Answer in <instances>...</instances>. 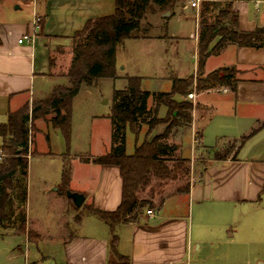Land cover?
<instances>
[{
  "label": "crops",
  "instance_id": "0c3cea01",
  "mask_svg": "<svg viewBox=\"0 0 264 264\" xmlns=\"http://www.w3.org/2000/svg\"><path fill=\"white\" fill-rule=\"evenodd\" d=\"M250 2L229 0L225 3L231 4L237 15V28L243 32L264 28L262 3L251 2L252 9ZM181 4L185 7L179 1L172 16L171 12L170 17L161 14L164 18L169 17L157 24L164 29L163 34L138 36L134 33L133 38L127 40H141L161 48L172 47L178 55V67L186 68L176 77L193 75L196 78L201 12L198 14L190 2L188 5L195 12L178 17L184 19L186 25L193 23L194 30L173 32L171 22ZM115 11V0H0V124H7L9 115L20 111L33 97L46 101L56 87H70L67 72L72 58L66 75H58L55 71L61 57L70 50V42L87 21L113 15ZM228 21L229 17L225 22ZM25 35H32L35 40L19 43L18 40ZM219 40L220 37L213 41L210 48ZM182 55H186V59L188 55L192 67L186 65ZM116 65L118 72L122 73L111 80H126L125 67H121L118 61V49ZM221 68L235 70V90L218 86L195 91L197 105H201L203 113L195 111L190 123L175 127L170 134L175 137L179 129L185 158L199 162L193 164L189 192L170 195L155 205L152 215L146 210L136 220L116 227L117 249L129 257L130 264H264V44L224 43L207 57L203 76ZM171 77L163 79L170 80L172 89ZM87 87L82 86L72 100L69 138L61 129L53 127L52 117L43 119L44 129L39 134H46V141L50 143V129L59 130L61 140L57 134V145L41 150L32 139L34 154L29 155V162L35 157L59 159L58 174L60 182L65 184V192L69 189L85 194L84 204L89 215L75 216L77 228L64 233L59 230L61 226L57 229L58 222L53 220L51 225L40 216L32 218L27 211V227L36 233L37 239L31 240L14 229H0V264H21V261L23 264H108L113 232L91 210L112 212L119 207L123 198V177L119 166L100 165L93 161L108 154L113 146V93L109 100H105L106 104L110 102L107 112L89 111L87 116V121L96 125L102 122L107 127L108 136L101 151L95 155L91 149H74L72 145L73 103ZM175 99L185 100L180 95ZM151 107H155L153 99L149 104ZM158 111L160 118H164L167 108L162 106ZM166 127V124L157 125L152 137L164 133ZM254 130L252 136L242 141ZM141 131H145L146 137L148 129ZM3 143L4 138L0 136V148ZM252 145H259L255 156L248 155ZM222 151H225L223 155L220 154ZM126 153L133 154L128 153L127 145ZM65 169L68 182L63 181ZM53 193L65 206L71 204L57 189ZM62 212L70 214L68 209ZM3 254L6 259L2 258Z\"/></svg>",
  "mask_w": 264,
  "mask_h": 264
},
{
  "label": "trees",
  "instance_id": "16d2710c",
  "mask_svg": "<svg viewBox=\"0 0 264 264\" xmlns=\"http://www.w3.org/2000/svg\"><path fill=\"white\" fill-rule=\"evenodd\" d=\"M116 11L113 15L99 17L87 21L83 30L73 37L72 61L67 72L71 86H58L52 96L44 102L43 114L52 115L50 121L55 128L61 129L68 139L71 132L72 100L84 85L91 86L98 79H117L116 52L117 47L125 40L133 38L135 31L153 4L161 10L174 8L180 0H115ZM217 0H205L201 10V31L199 37L198 76L187 78L171 77L170 92L144 91L141 88V77L127 76V86L113 92L111 120L113 126L111 151L93 159L100 165L119 166L123 177V198L119 207L112 212L92 209L91 211L105 221L111 228L113 236L110 242L108 264H130L129 257L119 253L116 227L136 220L145 209L155 208L153 201L140 200L138 193L150 181L152 176L161 179L171 172L165 164L166 157L176 151L175 145L168 144L165 139L175 127L190 123L193 103L188 100L177 101L176 95L188 96L195 91L229 86L235 90L236 79L233 68H221L203 76V66L209 54L226 42L242 46H260L264 44V28L254 32H243L237 28V15L231 4H224L223 10L209 20L208 14L216 9ZM229 17V21L225 22ZM219 42L210 48L213 41ZM150 97L154 108L148 107ZM165 106L164 118L157 119L154 113ZM36 110L32 115L28 111H19L9 115L7 124H0V136L4 143L0 150V229H14L25 234L29 239L36 238L35 232L27 227L26 206L28 199L29 155L31 154V138L28 124L36 119ZM158 124H166V130L160 135H152ZM141 125L148 126L144 141L136 145L132 155L126 153V131L132 130L136 135ZM255 130L245 141L253 135ZM175 168H179L175 166ZM189 168H185L187 174ZM64 181L68 182L66 169ZM190 182L177 189L176 193H188ZM84 205V204H83Z\"/></svg>",
  "mask_w": 264,
  "mask_h": 264
},
{
  "label": "rangeland",
  "instance_id": "374dc122",
  "mask_svg": "<svg viewBox=\"0 0 264 264\" xmlns=\"http://www.w3.org/2000/svg\"><path fill=\"white\" fill-rule=\"evenodd\" d=\"M184 3L185 7L179 5L177 7V14L174 16L171 22V29L173 32L176 31H189V29H193V23L189 25L184 24V19H179L178 15H186L193 14L195 9L191 8L188 4L192 0H180ZM229 0H217L218 6L216 9H212L211 12L208 13L209 20L213 19L214 15H217L220 10H223L224 4ZM259 1L262 3V10H264V0H251V2ZM250 2V6L252 9L253 3ZM179 3V2H178ZM205 0H201L200 7L196 9L199 14L203 8V4ZM187 4V5H186ZM175 10V7L172 9L161 10L156 4H153L151 9H149L145 15V18L141 21V26L138 31H135V35L143 36V35H161L164 33V29H161L157 26L163 20H166L170 16H172V12ZM171 12V15L167 18L161 16L162 13ZM183 16V15H182ZM182 18V17H180ZM71 43V48L73 45V41ZM70 50H66L64 55L61 57L60 65L56 68V74L66 75L68 66L70 64V60L73 57V53ZM118 61L121 64V67H125L124 72L127 76H137L142 77L141 88L144 90L150 91H170L171 90V82L169 79H163L166 76H173V72L175 76H180L182 73L184 66L178 67L177 64V56L176 50L172 47H160V45L154 46V44L149 42H143L141 40H125L124 43L118 46ZM181 49V48H179ZM180 52V51H179ZM186 59V55H182ZM192 61L190 58L186 59V65L192 67ZM122 73L118 72L117 74ZM152 77V78H149ZM127 80H117L113 81L111 79H98L93 83V85L83 88L75 98L73 103V114H74V139L72 145L74 144V149L81 148L89 151L91 149V153L97 154L98 151H101L102 143L107 140L108 130L104 123H91L87 121L88 112H107L110 107V102L107 104L105 100H109L110 95H112L115 89L122 90L125 88ZM98 85V86H97ZM195 93V92H193ZM196 94V93H195ZM185 100H188L193 103V109L189 111L191 115L195 111H199L203 113L201 105H197L196 95L194 98H190L189 96L184 97ZM45 99L43 98H32L29 100L20 111H28L32 115V110L36 111V119L33 121L30 120L28 124L29 128V136L31 140H34V143L37 144L38 149H47L49 146H56L58 135L61 140V132L59 130L50 129L51 133V142L48 143L46 141L48 136L46 134H39L44 129L43 119L49 120L50 114H43V108ZM149 104H152V98L149 99ZM148 104V107H149ZM153 108V107H151ZM19 112V111H18ZM16 113V112H15ZM155 118L160 119L161 114L159 111L154 113ZM159 125V124H158ZM157 127V126H156ZM148 129V126L141 125V129ZM176 131V130H175ZM57 132V133H55ZM174 132V131H173ZM172 132V133H173ZM58 134V135H57ZM198 135V134H197ZM252 136V135H251ZM152 135L150 136V138ZM181 132L178 129V133L175 137L171 135L168 136L165 141L170 145L176 146V151L171 154L169 157H166V165L171 169L166 175V178L161 179L156 176H152L150 181L145 185V187L138 193V197L140 200H149L153 201L154 205H159L162 199L169 197L170 195L176 194V191L180 187H184L191 180L193 164L199 163L198 160L193 162V159L185 158L183 151H181L180 139ZM145 139V131L139 132V134H135L130 130L126 131V145L128 153H133L135 149L136 143L139 144ZM79 145H82L80 147ZM86 145V147H85ZM186 145V143H185ZM189 143L187 142V147ZM71 146V143H70ZM259 146V145H257ZM257 146L252 145L251 151L249 152V156H255L257 154ZM199 153L200 156L204 154ZM89 153V152H88ZM190 153V152H189ZM225 151H222L220 154H224ZM34 154V147L31 145V155ZM217 156L219 154H216ZM201 160V159H199ZM205 162V161H204ZM60 160L56 158H42L35 157L29 162V176H28V196H29V206H26V216L27 211H30L32 218L40 216L42 219H47L50 221L51 225L54 222H58V226L60 232L64 231V233L70 232V230H75L77 228V221L75 220V216L84 217L88 214V210L86 204H84L80 209H76L72 204L66 203L65 206L60 197H55L56 195L53 193V190L57 189L60 194L66 197L65 188L63 187L65 184L60 182V176L58 174ZM203 164V162H202ZM178 166L179 168H175ZM185 168H189V173L187 174L183 171ZM64 181V180H63ZM55 195V196H54ZM68 200V199H67ZM264 201V200H263ZM67 202V201H66ZM264 204V202H263ZM263 206V205H262ZM64 209H68L70 214L62 212ZM145 209L144 211H146ZM47 222V221H46ZM62 224V225H61ZM50 225V226H51ZM37 238H32L31 240H36ZM2 248H0L1 250ZM4 250V249H3ZM8 255V254H7ZM4 259H6V254L2 255ZM2 259V260H4ZM4 264V262H3ZM9 264V263H5ZM23 264V261H21Z\"/></svg>",
  "mask_w": 264,
  "mask_h": 264
},
{
  "label": "water",
  "instance_id": "95a60500",
  "mask_svg": "<svg viewBox=\"0 0 264 264\" xmlns=\"http://www.w3.org/2000/svg\"><path fill=\"white\" fill-rule=\"evenodd\" d=\"M165 16H169L170 12H165L164 14ZM66 196L67 198L70 200L71 204L76 208V209H80L85 200H86V196L83 193L80 192H76V191H72V190H66Z\"/></svg>",
  "mask_w": 264,
  "mask_h": 264
},
{
  "label": "built area",
  "instance_id": "2783aa9c",
  "mask_svg": "<svg viewBox=\"0 0 264 264\" xmlns=\"http://www.w3.org/2000/svg\"><path fill=\"white\" fill-rule=\"evenodd\" d=\"M200 2H201V0H192L191 1V5H192V7H195V8L198 9L200 7ZM34 40H35V37L34 36H32V35H25L24 37L20 38L18 40V42L19 43H23L24 41L33 42ZM188 96L190 98H194L195 93H190ZM1 156H2V152L0 150V159H1ZM148 214L149 215H152L153 214L152 210H148Z\"/></svg>",
  "mask_w": 264,
  "mask_h": 264
}]
</instances>
